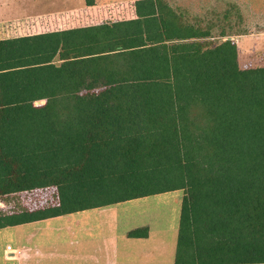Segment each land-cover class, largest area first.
Masks as SVG:
<instances>
[{
    "label": "trees",
    "instance_id": "16d2710c",
    "mask_svg": "<svg viewBox=\"0 0 264 264\" xmlns=\"http://www.w3.org/2000/svg\"><path fill=\"white\" fill-rule=\"evenodd\" d=\"M134 7L0 39V196L58 199L0 228L181 190L175 264H264V67L166 0Z\"/></svg>",
    "mask_w": 264,
    "mask_h": 264
},
{
    "label": "crops",
    "instance_id": "0c3cea01",
    "mask_svg": "<svg viewBox=\"0 0 264 264\" xmlns=\"http://www.w3.org/2000/svg\"><path fill=\"white\" fill-rule=\"evenodd\" d=\"M65 1L66 9L48 11L46 16L47 11L39 13L29 20L39 22L44 31L99 24L104 22L106 7L129 1L134 5L136 0ZM8 6L6 0H0V9ZM133 13L125 19L135 16L134 9ZM18 18L0 19V23L25 21ZM258 34L263 58L255 65L253 48L237 43L241 68L264 67V32ZM117 204L0 228V264H175L179 217L169 236L163 226L154 231L147 221L127 223L129 217L122 218L120 213L129 216L131 210L117 208ZM140 228L147 229L146 237L128 236L129 231Z\"/></svg>",
    "mask_w": 264,
    "mask_h": 264
},
{
    "label": "rangeland",
    "instance_id": "374dc122",
    "mask_svg": "<svg viewBox=\"0 0 264 264\" xmlns=\"http://www.w3.org/2000/svg\"><path fill=\"white\" fill-rule=\"evenodd\" d=\"M8 7L0 9V19H34L39 13L66 9L65 0H6ZM69 2V1H68ZM181 14L186 15L191 22H196L202 28H206L210 34L209 41L218 43L224 40L232 41L236 45H250L253 48L255 65L260 64L263 58L261 48L257 45L258 33L264 32V0H166ZM105 11L110 8L106 7ZM115 10L112 16L106 17L105 21H116L134 15V5L129 1L114 3ZM45 13L46 15H50ZM7 22L6 24H9ZM0 23V27L4 26ZM46 28L38 24L27 23L19 29L11 25L9 31L0 29V39L23 35L41 33ZM241 53V51L239 52ZM242 54V53H241ZM241 62V61H240ZM242 65V64H241ZM181 190L157 194L137 200L117 204L120 209H130L127 223H139L147 221L150 227L156 231L163 226L165 233L173 234V227L177 226L181 199ZM57 191L54 186L22 191L0 196V213H13L21 210H33L41 207L57 204Z\"/></svg>",
    "mask_w": 264,
    "mask_h": 264
},
{
    "label": "built area",
    "instance_id": "2783aa9c",
    "mask_svg": "<svg viewBox=\"0 0 264 264\" xmlns=\"http://www.w3.org/2000/svg\"><path fill=\"white\" fill-rule=\"evenodd\" d=\"M112 8H114V7H110V9L108 10V11H104V13H105V16H104V19H103V21H105L106 19V17H108V16H112L114 13H116V14H118V10L116 11L115 10V12H114V10L112 9ZM134 11H135V7H134ZM110 13V15H109V13ZM117 21V20H116ZM27 23H33V24H38V26H40V24H39V22H36V21H30L29 19L28 20H25V21H22V22H10L9 24H6L5 23V25L4 26H1L0 27V29L1 30H3V31H6V30H8L9 31V27H10V25L16 30V29H19V27L20 26H22V25H26ZM43 32H48V31H43ZM42 33V32H41ZM7 249H10V247L8 246L7 247Z\"/></svg>",
    "mask_w": 264,
    "mask_h": 264
}]
</instances>
